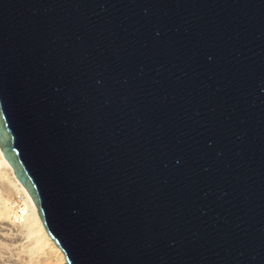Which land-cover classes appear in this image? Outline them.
<instances>
[{"label": "water", "instance_id": "obj_1", "mask_svg": "<svg viewBox=\"0 0 264 264\" xmlns=\"http://www.w3.org/2000/svg\"><path fill=\"white\" fill-rule=\"evenodd\" d=\"M0 150L62 264H264V0H0Z\"/></svg>", "mask_w": 264, "mask_h": 264}, {"label": "bare ground", "instance_id": "obj_2", "mask_svg": "<svg viewBox=\"0 0 264 264\" xmlns=\"http://www.w3.org/2000/svg\"><path fill=\"white\" fill-rule=\"evenodd\" d=\"M30 195L0 150V264H62Z\"/></svg>", "mask_w": 264, "mask_h": 264}]
</instances>
